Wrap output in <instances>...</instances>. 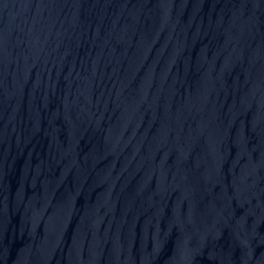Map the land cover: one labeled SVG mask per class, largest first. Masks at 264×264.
<instances>
[{"label":"water","instance_id":"95a60500","mask_svg":"<svg viewBox=\"0 0 264 264\" xmlns=\"http://www.w3.org/2000/svg\"><path fill=\"white\" fill-rule=\"evenodd\" d=\"M0 264H264V0H0Z\"/></svg>","mask_w":264,"mask_h":264}]
</instances>
